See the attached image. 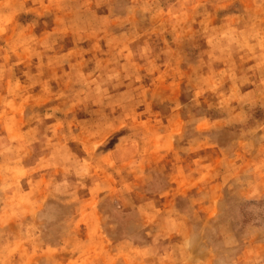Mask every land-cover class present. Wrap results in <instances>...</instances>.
I'll list each match as a JSON object with an SVG mask.
<instances>
[{
    "label": "rangeland",
    "instance_id": "1",
    "mask_svg": "<svg viewBox=\"0 0 264 264\" xmlns=\"http://www.w3.org/2000/svg\"><path fill=\"white\" fill-rule=\"evenodd\" d=\"M0 264H264V0H0Z\"/></svg>",
    "mask_w": 264,
    "mask_h": 264
}]
</instances>
